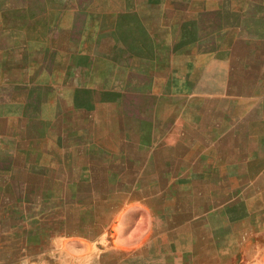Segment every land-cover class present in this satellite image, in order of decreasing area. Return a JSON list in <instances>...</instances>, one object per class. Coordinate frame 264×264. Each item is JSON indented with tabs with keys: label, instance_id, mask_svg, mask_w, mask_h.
I'll return each mask as SVG.
<instances>
[{
	"label": "crops",
	"instance_id": "crops-1",
	"mask_svg": "<svg viewBox=\"0 0 264 264\" xmlns=\"http://www.w3.org/2000/svg\"><path fill=\"white\" fill-rule=\"evenodd\" d=\"M99 204L210 208L219 261L264 250V0H0V264Z\"/></svg>",
	"mask_w": 264,
	"mask_h": 264
},
{
	"label": "rangeland",
	"instance_id": "rangeland-1",
	"mask_svg": "<svg viewBox=\"0 0 264 264\" xmlns=\"http://www.w3.org/2000/svg\"><path fill=\"white\" fill-rule=\"evenodd\" d=\"M108 173L111 178L112 170ZM99 184L98 190L111 192V180ZM119 209L126 210L128 228L135 236L130 249L114 244ZM184 209L100 205L56 208L55 212L51 208L50 214L41 211V228L33 230L42 235L37 247L42 252L35 256V264H264V250L250 253L248 258L237 254L227 263L219 261L214 256L207 229L205 215L210 208H201V217L193 224L192 214ZM259 232L261 237L264 230ZM125 234L128 237V232Z\"/></svg>",
	"mask_w": 264,
	"mask_h": 264
},
{
	"label": "trees",
	"instance_id": "trees-1",
	"mask_svg": "<svg viewBox=\"0 0 264 264\" xmlns=\"http://www.w3.org/2000/svg\"><path fill=\"white\" fill-rule=\"evenodd\" d=\"M100 205H102V204H99V205L97 206V208L100 207Z\"/></svg>",
	"mask_w": 264,
	"mask_h": 264
}]
</instances>
